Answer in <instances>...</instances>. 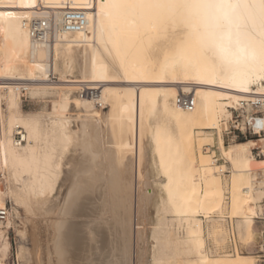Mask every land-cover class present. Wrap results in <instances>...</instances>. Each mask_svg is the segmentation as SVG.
<instances>
[{
  "label": "bare ground",
  "instance_id": "6f19581e",
  "mask_svg": "<svg viewBox=\"0 0 264 264\" xmlns=\"http://www.w3.org/2000/svg\"><path fill=\"white\" fill-rule=\"evenodd\" d=\"M140 2L160 6H124ZM217 2L0 0V205L7 194L16 218L23 209L32 264H54L50 252L57 264H175L178 255L187 258L185 264H254L252 256L215 257L203 250L206 237L214 240L219 232L210 228L206 236L198 218L215 220L223 205L224 166L204 149L214 135L232 168L228 210L231 224L238 218L243 241L253 235V216L264 213V159L251 153L257 141L225 146L221 137L231 109L245 115L249 101L264 95V0H228L242 5L235 10L201 6ZM66 8L86 10L84 30L62 33L52 45L30 37L28 20L50 9L60 22ZM225 11L241 23L239 44L205 51ZM232 38L237 39L235 28ZM56 72L58 84L49 80ZM245 81H251L246 92L231 86ZM81 84L99 90L101 107L76 93ZM22 89L56 99L48 113L25 112ZM181 92L194 96L192 110L175 104ZM74 111L81 112L79 118ZM16 125L27 136L20 146L13 143ZM73 147L83 158L69 157L66 168L64 158ZM149 163L163 177L157 212H169V221L184 228L182 238H173L167 218H158L150 257L144 254L143 222L157 193L149 187ZM63 166L70 175L56 195ZM34 217L50 228L52 246L39 245ZM12 225L10 217L0 222V236ZM76 248L87 255L78 262L72 258Z\"/></svg>",
  "mask_w": 264,
  "mask_h": 264
},
{
  "label": "rangeland",
  "instance_id": "374dc122",
  "mask_svg": "<svg viewBox=\"0 0 264 264\" xmlns=\"http://www.w3.org/2000/svg\"><path fill=\"white\" fill-rule=\"evenodd\" d=\"M55 76L57 78H59L58 72L55 73ZM56 83L58 84V80L56 81ZM22 93L24 95L23 94L21 95V100H22L21 101V109L25 112H42V113L45 112V113H48L49 106H50L49 105L50 100L56 99V96L54 94H52V95L51 94L31 95L30 96V93H27V91L26 92L24 91ZM242 111H243V109H242ZM74 113L79 118V115L81 114V112L80 111H74ZM241 115H242V112L240 110H235V109L232 110L231 109V116H229L227 118V120L226 119L222 120L221 137L223 139V142L225 143L224 144L225 146H228V145L236 143V142H242V141L250 140V139L255 140L254 138H251L249 136H247L245 138L244 136L239 134L233 128L234 121L239 119L236 117H240ZM76 116H74V117H76ZM256 144H258V143L256 142ZM217 148H218L217 136L214 135L213 142L211 144H209V146L204 145V149H206L208 153H211L213 151L214 153L212 156L215 159H217L216 163L218 165H222L225 167L224 168L221 166L223 168V169H221V173H222L221 176L223 177V183H222V195H223V203L222 204L223 205H222L221 212H219L220 214L219 213L213 214L214 215L213 219H215L213 221H208V220H206V218L202 217L201 215L198 216V218H202V224H203V228L205 230L204 232H205L206 236H207V231L210 230V228L214 229V230L218 229V232H219V234L215 236L216 237V239H214L215 241L211 237H210L211 239L209 238L207 240L208 236L206 237V241L204 243L203 250H205L206 252L212 251L215 257H218L219 255L220 256H229V257L232 256L233 257V255L235 256V253H240V254H243L246 256H252L253 261L255 260L254 264H264V213L260 214L258 216L257 215L253 216V221H254L253 222V235L249 240L243 241L240 238V235L238 233L239 230L237 228V224L235 223V222H237L236 220H238V218L233 217V222L231 224V216L229 215V210H228L229 209V207H228L229 206V195H230L229 191L231 189V187H230L231 184H230L229 178H230V173L232 172V168L230 167L231 166L229 164L230 162L228 160L224 159V157H222L221 151L220 150L218 151ZM74 149H76L77 151ZM78 150H79V148L77 149V147H75V148L73 147V148H71V150H69L67 152V154L64 158V160H65L64 165L66 166V168L68 167L67 165L70 162L69 161L70 159H72L71 161L79 160L82 153H80V155H79V153H77ZM74 155H78V157L79 156L80 157L74 158L75 160H73L72 157ZM69 157H70V159H69ZM81 158H83V156ZM99 161H100V159L98 160V162ZM151 165L152 164L149 163L147 165L145 171L147 172V177H148L147 179L150 183L149 187L153 188L156 191L157 195L154 199L152 198L153 200H151V202L149 201V203L145 209V214H144L145 219L143 218L144 219L143 223L146 224V225L143 224L145 227V230H144L145 234L142 232L143 235H145V237L143 236L144 237L143 239H145V240H143L145 242L144 246L147 247L146 251H144V254H146V256L148 255L149 257H150L149 254H151V248L153 245L152 244L153 243L152 237H150L151 229H152V226H155V224H157L158 218L159 219L162 217H163L162 219L167 218L166 221L168 220V225L170 226L168 229H169V232L173 238L178 237L177 239H180L183 237V233H184V231H183L184 228L182 227L181 224H179L177 221H173V222L169 221L170 218H173L169 212H167L168 213L167 214L164 211L165 214H163V216H162V213H163L162 211L157 212V210L160 208L159 204H161V198L160 197L163 195L159 181H160V179H163V177L158 175L156 168L153 165L152 166ZM65 166H63V168H65ZM66 168L64 170L62 169L63 172H62V176L60 179L61 181L59 182V186L57 187L56 195H58L57 192L61 191L63 188L66 187L65 184L68 182L70 171ZM1 175H2V170L0 167V178H2ZM66 176H67V178H66ZM64 181H67V182H64ZM62 186H63V188L61 189ZM260 204H262L264 206V199L260 202ZM3 205L8 208V211H9L8 217H10V219L13 221V225L10 229H8L7 234L0 236V262H1V264H32V241H31V236L29 234V230H28V225H30V222L25 219V214L23 212V209H19V213H21L20 218L15 217V214L12 210L13 202H12L10 196L7 194L2 197V205H0V206H3ZM155 211L157 214L155 213ZM158 215H160V217ZM36 218H37V220H36ZM36 218L34 217V219L36 221V226H37L36 230H38L37 231L38 234L36 233V237L38 235L37 240H40V243H42V245L40 243H39V245L41 247H43V245H44V247L46 248L47 245H45V243L47 244V242H48L49 243L48 245L52 246L53 242L48 241L49 238L50 239L52 238L51 233H50L51 232L50 228H48L47 225H45L44 223L37 222V221H41V220L38 217H36ZM208 225H209V227H208ZM219 228H220V230H219ZM170 230H172V231H170ZM131 235H133V234H131ZM48 236H51V237L48 238ZM132 238H134V236H132ZM89 240H87V241H89ZM216 241H218V242H216ZM129 242H132V246H131L132 248L130 249V254H131L132 260H133L134 254H135L134 240L130 239ZM87 244L90 246L91 242L90 243L87 242ZM49 246H47V247H49ZM147 250H148L149 254L147 253ZM45 252L46 251H44L43 254H45ZM50 254H51V257L48 254H47V256L50 257V259L53 258L51 261H53L54 264H57L58 263V256H56L55 253H53L54 254V256H53L52 252H50ZM72 254H73L72 258L74 259L75 262H78L82 258H85L87 256V255H85L84 250H80L79 248L78 249L76 248L72 252ZM191 257L197 258V255L193 254ZM186 259L187 258L184 255H178V257L176 258V261L178 260L179 263H178V261L174 262V263L175 264L176 263L177 264H185ZM182 261H183V263H182Z\"/></svg>",
  "mask_w": 264,
  "mask_h": 264
},
{
  "label": "built area",
  "instance_id": "2783aa9c",
  "mask_svg": "<svg viewBox=\"0 0 264 264\" xmlns=\"http://www.w3.org/2000/svg\"><path fill=\"white\" fill-rule=\"evenodd\" d=\"M28 32L30 37L37 42L52 45L59 39L62 33H70L84 30L87 25L86 10L81 8H66L61 12L60 22L55 18L54 11L48 9L44 16H38L28 20ZM51 82L58 78L51 74ZM25 89H22L24 92ZM76 93L80 97L90 98L96 106L101 107L98 100L99 90L86 84L78 86ZM175 104L184 110H192L195 106L194 96L190 93H179L175 97ZM234 121L233 128L245 138H254L258 144L252 147L251 153L254 158L264 159V95L256 96L249 101V111L244 112ZM27 141L25 130L16 125L13 132V143L20 146ZM9 215L8 208L0 207V222H5Z\"/></svg>",
  "mask_w": 264,
  "mask_h": 264
},
{
  "label": "snow or ice",
  "instance_id": "6c2138e0",
  "mask_svg": "<svg viewBox=\"0 0 264 264\" xmlns=\"http://www.w3.org/2000/svg\"><path fill=\"white\" fill-rule=\"evenodd\" d=\"M109 5H106L108 7ZM125 7L129 8H151V7H158L160 5L152 4V3H135V4H126ZM203 7H215V8H222V9H232L235 10L238 7H241L242 5L235 4V3H229L228 0H218L215 4H204L201 5ZM246 7V5H243ZM87 7H94V5H87ZM241 27V23L239 19L233 20L229 14V12L225 11L223 16L220 18H217L215 24L213 25V33L212 38L209 42L205 44V51H210L213 48L219 50L220 52L226 51L234 42L236 44H239V29ZM233 28L236 29V36L237 39L233 41L232 33ZM248 83H251V81H245L241 82L240 84H234L231 85L233 87H240L243 91H248ZM262 84H264V80L261 81Z\"/></svg>",
  "mask_w": 264,
  "mask_h": 264
},
{
  "label": "crops",
  "instance_id": "0c3cea01",
  "mask_svg": "<svg viewBox=\"0 0 264 264\" xmlns=\"http://www.w3.org/2000/svg\"><path fill=\"white\" fill-rule=\"evenodd\" d=\"M253 222H254V221H252V224H251V229H252V231H253Z\"/></svg>",
  "mask_w": 264,
  "mask_h": 264
},
{
  "label": "clouds",
  "instance_id": "9594fccd",
  "mask_svg": "<svg viewBox=\"0 0 264 264\" xmlns=\"http://www.w3.org/2000/svg\"><path fill=\"white\" fill-rule=\"evenodd\" d=\"M209 8H215V7H209Z\"/></svg>",
  "mask_w": 264,
  "mask_h": 264
}]
</instances>
